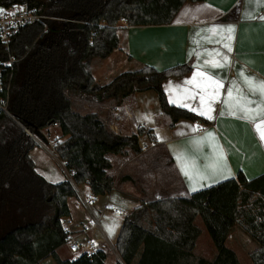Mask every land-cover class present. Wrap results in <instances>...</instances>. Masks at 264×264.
Segmentation results:
<instances>
[{
  "label": "trees",
  "instance_id": "trees-1",
  "mask_svg": "<svg viewBox=\"0 0 264 264\" xmlns=\"http://www.w3.org/2000/svg\"><path fill=\"white\" fill-rule=\"evenodd\" d=\"M185 1L0 0V8L24 4L42 16L19 27L7 46L0 42L4 88L10 78L6 102L11 115L0 111V264H38L48 256L56 264H105L101 249L68 260L56 248L67 238L62 219L69 216L67 198L77 197L76 187L87 185L94 197L109 193L114 180L107 172V155L126 149L140 153L142 135L156 140L142 124L128 135L110 127L116 108L133 93L153 90L170 127L179 119L210 123L170 104L162 88L167 77L188 73V64L162 70L142 65L104 84L91 70L94 58H106L118 47L120 20L129 26L169 24ZM51 126L60 131L52 146L72 170L71 181H47L30 157L39 144L24 128L43 140L42 131ZM197 217L215 248L212 258L194 252L200 235ZM237 225L256 243L249 252L252 264H264V172L248 179L239 170L234 178L185 197L141 198L124 216L115 249L124 264H240L226 245Z\"/></svg>",
  "mask_w": 264,
  "mask_h": 264
},
{
  "label": "crops",
  "instance_id": "crops-1",
  "mask_svg": "<svg viewBox=\"0 0 264 264\" xmlns=\"http://www.w3.org/2000/svg\"><path fill=\"white\" fill-rule=\"evenodd\" d=\"M246 13L252 18H246ZM262 16H264V7L257 4L256 0H186L169 24L129 26L124 20H120L117 23L118 47L108 57L92 60V74L93 76L96 74L94 76L96 82L104 84L108 82L104 80L105 77L113 78L120 72L136 70L142 65H150L158 70L178 64L190 65L192 69L188 73L170 76L163 80L162 88L169 102L165 91L169 82L174 85L182 84L196 71L194 65L203 64L204 60L209 59L207 52L219 49L229 57L230 64L223 68H205L204 70L223 79L225 85V88L221 90L223 97L232 81H236L243 87L238 75L241 71L258 80H264V19H261ZM215 25L235 26L231 52L223 48L222 43H216L220 39L219 35H212L207 31ZM207 36H211V43L204 39ZM197 53L200 54L199 58ZM96 61L99 62L95 66ZM190 103L196 105L198 100H192ZM214 109L212 113L214 119H208L209 124L198 120L179 119L170 127L162 115L157 94L153 90L133 93L131 99L125 100L114 111L115 118L111 125L116 129L113 130L128 135L135 133L137 126L142 124L154 132L156 140L152 141L146 135H142L139 138V141L143 142L140 153L135 154L132 150L126 149L123 154H108L111 167L107 172L114 180L112 190L104 195L93 196L90 210L83 211L78 202V193L81 195H91V193L87 185L76 187L77 197L67 198L69 216L62 219L63 228L69 229L68 231L74 236L91 237L95 240L99 249L106 254L105 264H124L115 249V242L124 216L140 204V199L150 201L165 197H185L195 192L190 190V181L181 173L176 159L177 153H186L189 157L195 156L200 170L209 177V179L198 181L196 184L198 190L218 183H214V180L219 182L224 180L221 175H227V172L214 175L210 169L204 168V165L210 162L206 161L205 157L212 155L209 143L205 142L200 146L193 143L199 137L205 136L206 132L213 133L216 143L224 150L227 167L232 173L228 178H234L239 170L248 179L263 173L264 142H261L254 131L253 123L240 119L239 115H228L223 103L215 104ZM221 112L225 114L220 115ZM196 125L199 126V130L192 131V126ZM51 127L44 129L43 135H46ZM56 129L58 136L60 131L57 127ZM36 141L41 144L40 141ZM29 154L34 161L36 171L47 181L56 183L68 179L67 169L56 154L54 157L58 162L57 166L47 165L50 157L40 145L34 147ZM167 167H170L176 175L173 183L166 179ZM138 188L142 189L141 193L138 192ZM98 214L103 217L98 230H86L75 223ZM196 220L197 218L195 224L200 228L201 235L205 228L200 227ZM199 236L196 239L194 251ZM243 236L246 237L245 241L249 240L246 232L234 227L226 239V245L235 251L238 259L236 247L229 245L228 240ZM240 244L242 246V239ZM65 246L64 243L56 248L57 255L61 259L76 258L75 254L61 250ZM212 249L213 257L215 248L212 246ZM38 264L56 263L51 256H48Z\"/></svg>",
  "mask_w": 264,
  "mask_h": 264
},
{
  "label": "snow or ice",
  "instance_id": "snow-or-ice-1",
  "mask_svg": "<svg viewBox=\"0 0 264 264\" xmlns=\"http://www.w3.org/2000/svg\"><path fill=\"white\" fill-rule=\"evenodd\" d=\"M256 3L264 7V0H256ZM0 13H2V10H0ZM245 16L249 19L252 18L247 13ZM261 19H264V16ZM207 31L212 35H219L220 39L216 43H222L223 48L227 49L228 52L232 51L231 41L236 31L234 25H215L207 29ZM204 39L209 43L212 42L211 36L204 37ZM207 55L209 59L204 60L203 64L194 65L196 71H194L191 78L186 79L180 85H174L169 82L165 89L169 97V103L187 108L189 111L195 112L209 120L214 119L212 115L215 111L214 105L223 103L227 108L228 115H239L240 119L252 122L254 131L261 142H264V80H258L241 71L238 75L243 87L236 81H232L231 86L226 90V95L222 97L221 90L225 88L223 79L204 69L223 68L230 64V59L227 55L220 52L219 49H213L207 52ZM197 56L199 58L200 54L197 53ZM253 97L259 98L254 99ZM192 100H198V104H191L190 101ZM224 114V112L220 113V115ZM198 130V125L192 126V131ZM178 134L182 135L183 133ZM205 142L209 143L212 148V155L211 157H205V160L210 162L206 163L204 168L206 170L210 169L214 175L227 172V175H221L222 179H227L232 173L227 167L224 150L216 143L215 136L211 132H206L205 136L193 141L198 146L203 145ZM176 159L181 173L190 181L191 191L198 190L196 184L199 180L209 179L200 170L195 156L189 157L186 153H177ZM213 182L219 181L214 180ZM200 186L203 187L204 185Z\"/></svg>",
  "mask_w": 264,
  "mask_h": 264
},
{
  "label": "built area",
  "instance_id": "built-area-1",
  "mask_svg": "<svg viewBox=\"0 0 264 264\" xmlns=\"http://www.w3.org/2000/svg\"><path fill=\"white\" fill-rule=\"evenodd\" d=\"M2 10V13H0V42L3 43L5 46L8 45V42L13 34L17 32V29L21 26H24L26 24H30L33 22H37L42 16L37 12L35 8H29L24 4H14L9 8H0ZM10 63V61L8 62ZM9 82L10 78L7 79L6 82V88L3 87V81L1 78V69H0V111L5 112L9 116L10 113L7 109V102H6V95L7 90L9 88ZM111 129H116L113 125H110ZM24 130L32 136L35 140H37L31 132H29L26 128ZM140 147H143V142H140ZM47 152L55 155L53 146L51 148H46ZM71 173L72 170H67V178L68 180L71 179ZM93 201L92 195H84L78 193V202L80 204V207L83 211H89L91 208V204ZM103 217L98 215H93L89 217L88 219H83L76 221L75 223L77 225H81L86 230H98L101 227ZM66 224H69L67 221H65ZM81 228V229H83ZM69 229L66 230L67 238L65 240V245L68 248L69 252L71 254H75L76 257H78L81 254H85L87 257H91L93 254H95L99 247L95 240H93L91 237H77L72 235L69 231Z\"/></svg>",
  "mask_w": 264,
  "mask_h": 264
},
{
  "label": "rangeland",
  "instance_id": "rangeland-1",
  "mask_svg": "<svg viewBox=\"0 0 264 264\" xmlns=\"http://www.w3.org/2000/svg\"><path fill=\"white\" fill-rule=\"evenodd\" d=\"M95 60H97V59H95ZM98 62L99 61L95 62V66L98 65ZM94 74H95V71H94ZM94 76H96V74ZM109 77H105L104 80L105 81L111 80L112 78H109ZM57 134H58V131L56 129V126H52L49 130H47L46 135L45 134L43 135V138L46 141V144L43 143V140L36 138L38 141L41 142V144H39V145L42 148H44V150L46 151V154L50 157V161L47 163V165H51V164H53V166L58 165V162H57L56 158L54 157L55 155L53 156L52 154L48 153L46 150V148L52 147L53 142L57 137ZM163 164H166V163H163ZM166 173H167L166 179L169 182L173 183V181L176 180L175 173L172 171V169L170 167H167ZM196 222L200 225V227L204 228L203 223L199 217H197ZM236 228L239 230H242L238 225L236 226ZM202 230H204V229H202ZM242 231L245 232L244 230H242ZM245 238H246L245 236H243L242 238L232 237L228 240V243H229V245L236 247V250L238 251L239 259L241 262L240 264H252L250 257H249V252L256 246V243L250 236H249V240H247V241H245ZM240 239H242V241H243L242 246L240 244ZM212 246H213L212 242H211L209 236L207 235L206 231L204 230L203 233L199 236V239H198V242L196 245V249L194 252L198 256H203L206 258H212V255H213ZM61 250L62 251H69L66 246L64 248H62Z\"/></svg>",
  "mask_w": 264,
  "mask_h": 264
},
{
  "label": "water",
  "instance_id": "water-1",
  "mask_svg": "<svg viewBox=\"0 0 264 264\" xmlns=\"http://www.w3.org/2000/svg\"><path fill=\"white\" fill-rule=\"evenodd\" d=\"M44 140V139H43Z\"/></svg>",
  "mask_w": 264,
  "mask_h": 264
}]
</instances>
